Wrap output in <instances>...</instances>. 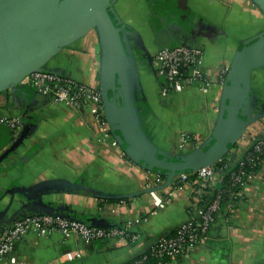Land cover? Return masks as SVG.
Here are the masks:
<instances>
[{
    "label": "crops",
    "instance_id": "0c3cea01",
    "mask_svg": "<svg viewBox=\"0 0 264 264\" xmlns=\"http://www.w3.org/2000/svg\"><path fill=\"white\" fill-rule=\"evenodd\" d=\"M117 16L134 28L132 40L140 89L136 103L152 142L172 152L181 134L192 136L185 153L212 133L222 92L204 95L191 87L162 93L153 57L165 45H201L205 65L219 70L233 65L242 44L264 33V11L253 0H117ZM102 47L92 29L65 46L46 64L48 70L99 86ZM251 74L256 113L264 111V66ZM73 74L76 76L73 77ZM19 115V140L0 125V236L13 221L33 213H57L93 224L134 226L141 240L133 243L81 241L60 232L40 236L30 230L18 240L6 264H121L140 253L158 235L187 219L193 208V183L177 185L126 153L116 132L105 135L87 111L55 103L50 95L21 86L0 94V116ZM250 133L264 132V114ZM249 142L239 145L242 152ZM175 264H264V176L229 217H220L211 238Z\"/></svg>",
    "mask_w": 264,
    "mask_h": 264
},
{
    "label": "water",
    "instance_id": "95a60500",
    "mask_svg": "<svg viewBox=\"0 0 264 264\" xmlns=\"http://www.w3.org/2000/svg\"><path fill=\"white\" fill-rule=\"evenodd\" d=\"M116 1L0 0V94L22 87L21 81L30 73L48 70L46 64L52 57L95 29L102 47L99 87L106 117L131 158L151 171L166 170L168 182L180 173L216 162L264 114L256 113L251 86L252 71L264 66V33L245 41L236 52L211 135L193 150L175 154L154 144L143 126L136 103L141 85L133 49L136 45L132 43L139 36L117 16ZM253 1L264 11V0ZM175 156L184 159L176 160Z\"/></svg>",
    "mask_w": 264,
    "mask_h": 264
},
{
    "label": "built area",
    "instance_id": "2783aa9c",
    "mask_svg": "<svg viewBox=\"0 0 264 264\" xmlns=\"http://www.w3.org/2000/svg\"><path fill=\"white\" fill-rule=\"evenodd\" d=\"M205 55V48L201 45L175 44L161 47L153 57L156 75L162 80L160 91L164 94L179 93L195 87L204 95H209L216 89L222 92L228 69L216 70L207 67ZM21 84L50 95L55 103H66L78 111L89 112L103 134L109 135L112 130L106 117L99 86L52 70L34 71L26 76ZM2 124L9 127L13 138L19 137L23 129L19 115L0 116V125ZM191 140L190 134H181L180 141L172 152L185 153ZM244 140L249 142V147L242 152L239 145ZM263 176L264 132L245 131L236 145L216 162L174 176L171 182H176L179 186L193 183L192 212L178 225L176 235H171L170 232L158 235L141 253L151 250L161 260L159 264H175L179 258L188 257L192 249L199 248L211 238L212 228L220 217L227 218L237 210L240 202L245 200L251 184L257 179L262 180ZM155 177L157 183L164 179L162 173L158 172ZM142 220L143 217H135L128 219L121 226H101L58 214H28L4 228L0 236V264H6L14 244L30 230L40 236L60 232L65 237L76 236L87 243L123 239L138 243L141 235L134 231V226ZM166 256L169 260L163 262L162 259ZM144 258L143 256L132 264H142ZM11 261L22 264L18 263L14 256Z\"/></svg>",
    "mask_w": 264,
    "mask_h": 264
},
{
    "label": "trees",
    "instance_id": "16d2710c",
    "mask_svg": "<svg viewBox=\"0 0 264 264\" xmlns=\"http://www.w3.org/2000/svg\"><path fill=\"white\" fill-rule=\"evenodd\" d=\"M117 134V136H118V132L116 133ZM124 145V144H123ZM210 145V144H209ZM208 145V146H209ZM207 146V147H208ZM229 146L230 147H232L233 145L232 144H229ZM126 147H127V145L125 144L124 145V148L126 149ZM127 153V152H126ZM127 155L129 156V157H131L128 153H127ZM175 159L176 160H183L184 159V156H175ZM155 171L156 170H160V173H162V175L163 176H166L167 178H168V172L166 171V170H163V169H154ZM97 225H99V224H97ZM101 226H110V225H107V224H102ZM112 226V225H111ZM177 229L178 228H174L173 230H171L170 231V234L171 235H176V233H177ZM151 243H153V241L151 242ZM142 252V251H141ZM138 253V254H136L134 257H132L131 259H129V260H127L126 262H123V263H121V264H132L134 261H136L137 259H141L143 256L145 257L144 258V260H143V262H142V264H159L160 262H161V260L159 259V258H157L153 253H152V251L151 250H148V251H146V252H144V253ZM163 262H165V261H168L169 260V257H164L163 259Z\"/></svg>",
    "mask_w": 264,
    "mask_h": 264
},
{
    "label": "rangeland",
    "instance_id": "374dc122",
    "mask_svg": "<svg viewBox=\"0 0 264 264\" xmlns=\"http://www.w3.org/2000/svg\"><path fill=\"white\" fill-rule=\"evenodd\" d=\"M260 67H258V68H255L253 71H252V73L253 74H257L259 71H260V69H259ZM76 75L75 74H73V77H75ZM153 140V139H152Z\"/></svg>",
    "mask_w": 264,
    "mask_h": 264
}]
</instances>
